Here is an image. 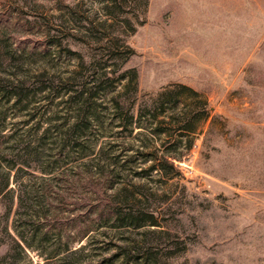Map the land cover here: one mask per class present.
Segmentation results:
<instances>
[{
    "label": "rangeland",
    "instance_id": "obj_1",
    "mask_svg": "<svg viewBox=\"0 0 264 264\" xmlns=\"http://www.w3.org/2000/svg\"><path fill=\"white\" fill-rule=\"evenodd\" d=\"M174 84L210 109L190 152ZM5 186L0 264H264V0H0Z\"/></svg>",
    "mask_w": 264,
    "mask_h": 264
},
{
    "label": "trees",
    "instance_id": "obj_2",
    "mask_svg": "<svg viewBox=\"0 0 264 264\" xmlns=\"http://www.w3.org/2000/svg\"><path fill=\"white\" fill-rule=\"evenodd\" d=\"M135 77V74H134ZM160 99H165L168 104H171L173 106H176L180 103L181 99L184 100L186 98H190L193 100V105L195 108L184 110L180 118L173 119L171 115H165L160 121V124H165L173 128V130H177L178 138L176 141H174L176 144H184V150L186 152H190L192 148V137L193 135L197 134V131L199 129L200 123L208 117V114L210 112V109L207 108V103L205 100H203L199 94L194 91L193 89L180 84H174L170 85L167 89H164L162 92H160L157 96ZM154 118H156L155 115H153ZM161 133L168 134V137L171 136V133H167V129H160ZM182 137H185L184 141H182ZM188 154H178V153H161L160 155H154L152 157L153 159V165L150 166L151 169H155L160 171L161 173L166 174L167 170H171L173 172L176 171V169L179 167V163L185 162L186 157ZM60 176H64L63 172L60 173ZM91 178V177H90ZM98 180L92 181V179H89V184L91 185V190L89 189V192L92 191V193L95 196V201H97V205L94 207V211L98 213V216L100 217V187L98 186ZM93 188L95 191H93ZM7 189V186L4 187V189H1L0 192L5 191ZM48 193V190L44 191V194ZM10 193L9 191H6L7 194ZM50 193V192H49ZM48 193V194H49ZM43 194V193H42ZM2 195V194H1ZM13 205V200H12ZM19 207V204H18ZM119 204L115 202H111L110 200H106L105 204L102 206L101 210L107 212V218L108 217H114L119 214ZM10 211V209H9ZM33 211V210H32ZM34 212V211H33ZM37 213V212H36ZM36 213H32L31 215H35ZM44 216H47L46 213H43ZM33 215V216H34ZM14 236L9 234V237L11 239V244L14 249H24L25 248H33V244L27 243L25 241V237L22 233H20L17 229H14ZM88 233H85L82 238L86 237ZM31 239H35V234L33 233L30 235ZM2 244V241L0 242Z\"/></svg>",
    "mask_w": 264,
    "mask_h": 264
}]
</instances>
